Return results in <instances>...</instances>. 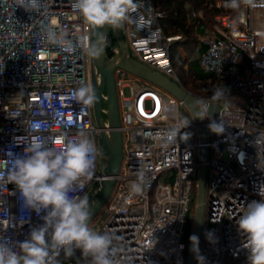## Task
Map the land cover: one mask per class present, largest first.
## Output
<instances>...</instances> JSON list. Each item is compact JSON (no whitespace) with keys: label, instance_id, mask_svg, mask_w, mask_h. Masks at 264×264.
<instances>
[{"label":"built area","instance_id":"obj_1","mask_svg":"<svg viewBox=\"0 0 264 264\" xmlns=\"http://www.w3.org/2000/svg\"><path fill=\"white\" fill-rule=\"evenodd\" d=\"M143 2V30L125 24L119 33L109 27L104 36L114 65L123 147L114 187L101 209L107 218L96 231L120 237L116 259L121 264H188L190 203L195 191L200 198L204 168L200 254L205 264H248L243 247L246 237L236 221L248 203L261 200L257 193L264 185V26L256 28L251 20V9H264V0H253L252 5L240 0L238 9L226 7L230 0L211 2L218 11L214 26L200 34V66L211 73L215 89L226 90L220 99L212 97L214 90L203 94L190 91L199 100L201 121L186 99L121 65L127 56L188 90L177 73L172 52L182 35L165 33L164 12L156 0ZM194 15L203 17L204 10ZM49 28L57 35L67 34L74 43L86 38L87 45L94 27L72 9L71 0H41L40 9L31 12L19 7L17 0H0V238L13 242L25 240L31 227L43 223L32 212L30 224L19 226L23 214L19 191L7 182L14 154L25 153L36 138L57 148L78 140L82 133L94 140V174L84 180L76 195L86 196L96 185L100 192L108 178V147L103 165L101 140L105 133L112 141L115 130L109 94L106 90L102 93L100 122L94 103L88 106L75 99L82 83L93 89V76L101 86L98 63L82 47L68 53L51 43ZM125 86L131 90L129 95ZM214 105L219 107L217 112ZM183 120L190 122L181 129V133L190 134L189 139L178 137L177 143L164 147L163 134ZM212 120L225 123L223 134L209 130ZM57 140L62 143L57 145ZM232 147L234 152L229 150ZM140 170L147 179L141 193L133 194L130 186ZM167 171H175L176 176L163 181ZM198 207L199 202L197 212ZM208 232L213 233L215 242L206 238ZM59 259L62 264H88L79 254L71 259L60 255ZM194 264H198L196 259Z\"/></svg>","mask_w":264,"mask_h":264},{"label":"clouds","instance_id":"obj_2","mask_svg":"<svg viewBox=\"0 0 264 264\" xmlns=\"http://www.w3.org/2000/svg\"><path fill=\"white\" fill-rule=\"evenodd\" d=\"M243 2L253 4V0ZM17 3L27 12L41 7V0H17ZM71 7L96 29L110 26L119 30L125 24H133L138 30L146 27L140 12L144 7L143 0H71ZM226 7L238 9L240 0H230ZM47 36L51 43L60 45L68 53L82 47L92 57L99 58L104 54L98 42L85 45L86 38L74 43L67 38V34L57 35L51 28ZM96 36L98 40L104 39L101 32L97 31ZM225 90L217 87L212 97L222 98ZM75 99L91 106L97 97L90 86L82 83L76 90ZM189 123L183 120L178 126L166 131L163 134V146L177 143L178 137L187 141L190 134L181 133V129ZM208 128L212 133L221 135L225 132V123L212 120ZM55 143L59 145L62 141L57 140ZM229 150L234 152L235 147ZM96 154L95 142L86 133H82L76 141L64 143L60 148L46 146L43 140L36 138L25 153L14 154L7 182L19 191L23 211L18 218L19 226L30 224L32 212L43 223L31 227L28 237L23 241L0 238V264H62L59 259L61 252L65 259L73 258L79 252V256L87 260L88 264H121L116 259L119 252L116 241L120 237L92 229L89 226L91 211L88 198L75 194L83 187L84 180L93 176ZM240 158L242 160L243 153ZM137 177V181L130 186L133 194L141 193L147 179L143 170L138 171ZM257 194L261 200L248 203L236 221L239 231L246 237L243 247L248 252V264H264V185L259 186ZM206 238L215 242L212 232L206 233ZM189 240L190 250L195 254L198 264H205V257L200 254L198 236L191 235Z\"/></svg>","mask_w":264,"mask_h":264},{"label":"water","instance_id":"obj_3","mask_svg":"<svg viewBox=\"0 0 264 264\" xmlns=\"http://www.w3.org/2000/svg\"><path fill=\"white\" fill-rule=\"evenodd\" d=\"M110 26H105L104 28H93V32L91 35V43L98 42L101 47L104 49V54L97 58L95 57L100 72L102 74V84L101 86H97L96 78L93 76V90L96 93V101L94 102L95 105V113L97 120L100 122L101 120V108H102V93L104 90H106L109 94V107L111 111V117H112V126L115 127V130L113 132V139L110 141L107 138V135L103 133L101 145L103 147L102 149V160L103 165L106 161V149L108 147V159H107V175L108 178L105 180L100 192L99 196L90 199V211H91V221L94 219V217L98 214V212L102 209L103 205L105 204L110 192L112 191L114 184H115V176L119 172V168L121 165L122 160V133L119 130L120 126V115H119V106H118V98H117V91L115 86V79L113 74L114 65L110 62L107 50L105 47L104 39L98 40V37L96 36V32H101L104 36L107 33ZM125 28V26H124ZM124 28H121L119 30H124ZM114 30V29H113ZM119 30H114L116 33H119ZM121 44L123 45V41H121ZM126 54L129 51L128 46H125ZM126 69L136 73L137 75L144 77L148 80H151L155 82L156 84L168 89L169 91L175 93L181 98L186 99L187 103L191 106L193 109L197 119L201 121L202 114L199 108V100L197 96L193 95L190 91L184 89L181 87L178 83L171 80L169 77L165 76L161 72H155L153 71L149 66L143 64L142 62L129 59L127 56L124 57V60L121 64ZM219 107L217 105L213 106V110L217 112ZM202 139L203 141L206 140V132L205 129L202 128ZM207 148L204 147V155L206 156ZM201 186H200V198H199V207L197 212V219H196V225L195 229L193 231L192 235H196L199 238L201 237V231H202V223H203V214H204V179H205V170L202 168L201 170ZM89 223V224H90ZM191 249V241L188 249V264H194L195 263V254L190 250Z\"/></svg>","mask_w":264,"mask_h":264},{"label":"trees","instance_id":"obj_4","mask_svg":"<svg viewBox=\"0 0 264 264\" xmlns=\"http://www.w3.org/2000/svg\"><path fill=\"white\" fill-rule=\"evenodd\" d=\"M214 0H156L157 6L164 15L161 18L165 33L173 35L182 33L186 40L173 45V61L183 85L195 94H203L215 89L210 81L211 73L200 66V55L203 51L201 45L198 57L188 61L178 51V47L190 41L197 42L198 35L215 23L217 8L211 5ZM204 10V16L194 15ZM188 67V68H187ZM192 235L187 229V238Z\"/></svg>","mask_w":264,"mask_h":264},{"label":"rangeland","instance_id":"obj_5","mask_svg":"<svg viewBox=\"0 0 264 264\" xmlns=\"http://www.w3.org/2000/svg\"><path fill=\"white\" fill-rule=\"evenodd\" d=\"M251 20H252V24L254 27H256V28L263 27L264 26V9L260 8V7L252 8L251 9ZM173 35H182V39L179 40L178 42H182V41L186 40V36L182 33H177V34H173ZM200 47H201V37H200V35H198V41L197 42L190 41L186 44H183L182 46L178 47V51L188 61H191V60H194L198 57V52H199ZM149 81L151 84L158 86V84H156L155 82H153L151 80H149ZM124 89H125L126 95H129L131 93L129 86H125ZM197 158H200V157L198 156ZM171 173L173 174L172 178L169 177V175ZM175 176H176L175 171H167L166 173H164L162 175V180L163 181H170V180L174 179ZM194 181H195V183L199 182V177H197V179H195ZM98 196H99V189H98L97 185L94 188H92L88 192V194L86 195V197L88 198V202L90 201V199L98 197ZM198 202H199V195H198V193L196 194V191H195L194 195L192 197L191 203H190L191 211L189 213V223H188V227H187L188 230H190L192 234H193V231L195 229L194 227H195V223H196L195 221H196ZM106 218H107V213L104 210H100L98 212V214L94 217V219L91 221L90 224L94 230H97L99 228V226L102 224V222L106 220ZM77 254H79V252H77ZM60 255L64 256L63 252H61Z\"/></svg>","mask_w":264,"mask_h":264},{"label":"flooded vegetation","instance_id":"obj_6","mask_svg":"<svg viewBox=\"0 0 264 264\" xmlns=\"http://www.w3.org/2000/svg\"><path fill=\"white\" fill-rule=\"evenodd\" d=\"M91 203L89 202V205H90Z\"/></svg>","mask_w":264,"mask_h":264}]
</instances>
